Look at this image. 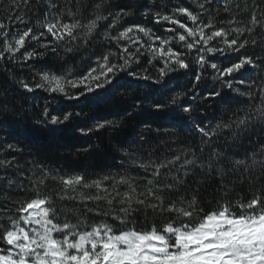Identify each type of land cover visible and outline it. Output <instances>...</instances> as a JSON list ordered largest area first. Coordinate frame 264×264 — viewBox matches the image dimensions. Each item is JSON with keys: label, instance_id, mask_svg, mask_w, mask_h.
<instances>
[{"label": "snow or ice", "instance_id": "6c2138e0", "mask_svg": "<svg viewBox=\"0 0 264 264\" xmlns=\"http://www.w3.org/2000/svg\"><path fill=\"white\" fill-rule=\"evenodd\" d=\"M0 264H264V0H0Z\"/></svg>", "mask_w": 264, "mask_h": 264}, {"label": "trees", "instance_id": "16d2710c", "mask_svg": "<svg viewBox=\"0 0 264 264\" xmlns=\"http://www.w3.org/2000/svg\"><path fill=\"white\" fill-rule=\"evenodd\" d=\"M177 2H178V0H172V3H173V4H175V3H177ZM184 3L187 4V3H188V0H184ZM149 26H151V25H149ZM156 30H157L158 32L161 31V29L159 28V26H157ZM224 63H226V61H225ZM209 103H212V102L209 101ZM210 111H211V109H210Z\"/></svg>", "mask_w": 264, "mask_h": 264}]
</instances>
